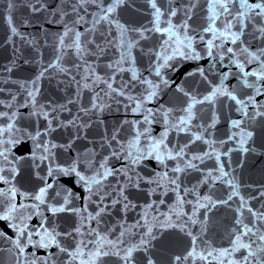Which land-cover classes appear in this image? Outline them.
Returning <instances> with one entry per match:
<instances>
[{
  "label": "snow or ice",
  "instance_id": "snow-or-ice-1",
  "mask_svg": "<svg viewBox=\"0 0 264 264\" xmlns=\"http://www.w3.org/2000/svg\"><path fill=\"white\" fill-rule=\"evenodd\" d=\"M4 2L6 264H264V0Z\"/></svg>",
  "mask_w": 264,
  "mask_h": 264
},
{
  "label": "water",
  "instance_id": "water-1",
  "mask_svg": "<svg viewBox=\"0 0 264 264\" xmlns=\"http://www.w3.org/2000/svg\"><path fill=\"white\" fill-rule=\"evenodd\" d=\"M6 9V3L4 0H0V38L3 37L4 31H5V25L3 24V15ZM19 14V13H17ZM10 50L9 51H4L0 49V63H7V60L4 59V57L10 56ZM194 67V65H187L184 70H188L190 68ZM29 72H21L17 73L16 75L18 77H24L29 75ZM234 82V81H233ZM55 86L54 83L52 85H46L45 86V92L46 95L53 99H57V95H54L53 93L55 92ZM234 112H228L227 109H225L224 112V117H222V122L220 125H218L217 129V136L219 138H224L225 133L227 131V126L223 122L224 118L227 116H232L235 117ZM119 116L117 114H113L108 117L109 122H115V119H118ZM255 131L257 132L258 135L264 136V129L256 128ZM30 142H26L22 145H20L16 149V153L18 155H25L30 151ZM258 151H264V148L259 149ZM238 159H242L238 153H233L232 160H233V167L236 168V175L239 179V181L242 184V191L247 195L249 193H255L256 189H259L261 186H264V163H256L254 158H249L246 162L243 163V166H240V164H237L236 161ZM155 167L154 162L149 161L148 165L146 166V171H151L152 168ZM18 180H20V183L23 187L29 188L31 187L29 176L27 175L26 172L22 173L21 177H18ZM193 182L195 180L193 179ZM255 203V201H254ZM218 217L221 221H224L226 219V213L225 210H220L218 213ZM0 228H4L5 231H7L6 225L0 223ZM11 235V233H9ZM213 237L216 239L217 244H222L226 243V241H222L218 237L215 236V233H213ZM186 241H176L173 245V250L176 253H179L183 250L185 246ZM0 261L3 262V264H6L7 257L6 254L0 253Z\"/></svg>",
  "mask_w": 264,
  "mask_h": 264
}]
</instances>
